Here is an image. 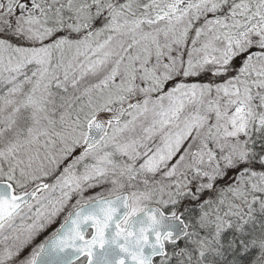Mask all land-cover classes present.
I'll return each mask as SVG.
<instances>
[{
  "label": "snow or ice",
  "instance_id": "obj_1",
  "mask_svg": "<svg viewBox=\"0 0 264 264\" xmlns=\"http://www.w3.org/2000/svg\"><path fill=\"white\" fill-rule=\"evenodd\" d=\"M0 264H264V0H0Z\"/></svg>",
  "mask_w": 264,
  "mask_h": 264
}]
</instances>
